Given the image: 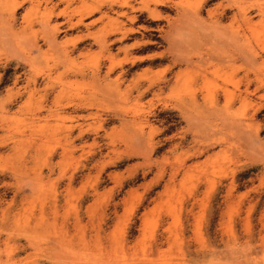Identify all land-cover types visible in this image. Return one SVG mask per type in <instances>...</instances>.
I'll return each instance as SVG.
<instances>
[{"label": "rangeland", "instance_id": "374dc122", "mask_svg": "<svg viewBox=\"0 0 264 264\" xmlns=\"http://www.w3.org/2000/svg\"><path fill=\"white\" fill-rule=\"evenodd\" d=\"M159 1L0 0V264H264V0Z\"/></svg>", "mask_w": 264, "mask_h": 264}, {"label": "crops", "instance_id": "0c3cea01", "mask_svg": "<svg viewBox=\"0 0 264 264\" xmlns=\"http://www.w3.org/2000/svg\"><path fill=\"white\" fill-rule=\"evenodd\" d=\"M22 6H24V4L22 5ZM137 16V15H136ZM96 16H94L93 18H95ZM92 18V17H91ZM90 20H92V19H88V20H86V22L85 23H87V22H89ZM56 22H62V20H57ZM159 22H157V23H153V25L152 24H149L148 26H150V27H154V25H156V24H158ZM147 26V25H145V24H142V23H140V22H138V23H133L132 24V27L135 29V32H133V33H129V34H127V38H128V41H127V43H133L134 41H136V40H139V39H141L142 38V32H143V30H141L140 28H137L138 26ZM145 31V30H144ZM112 40L114 41V39H116L117 38V36L116 35H112ZM150 45V44H149ZM136 48V47H135ZM146 48V44H142L141 46H138L137 48H136V53H134L133 54V56H135V57H140L141 59H138V60H136L135 62H137V63H143L144 62V64H142V67L143 66H146L147 65V63H151L152 61H157V62H160V60H162V58H163V55H166L167 56V54H165L164 53V50H166V46H164L163 45V47L162 48H158V49H150V50H145V51H142L143 49H145ZM139 50H141V52H138ZM161 53V54H160ZM146 55H151V56H149V57H146ZM144 57V58H143ZM167 61H170L171 63H172V57H170V58H166L165 59V61H163V62H160L159 64H167ZM156 68V67H155Z\"/></svg>", "mask_w": 264, "mask_h": 264}, {"label": "bare ground", "instance_id": "6f19581e", "mask_svg": "<svg viewBox=\"0 0 264 264\" xmlns=\"http://www.w3.org/2000/svg\"><path fill=\"white\" fill-rule=\"evenodd\" d=\"M208 1H211V0H199L198 1V3L195 5V6H193V14L195 15V16H198V12H199V10H200V7L201 6H203L204 5V3H207ZM232 2L228 5V8H229V10L230 9H232V10H234V13H233V15H234V17H236L238 14H242V18L244 19V21H249L250 20V16H249V13H250V10H252V9H250L249 10V8L248 7H246V6H248V5H245L244 4V2L242 1V2H240V0L238 1V0H231ZM161 4H164L165 3V0H161V1H159ZM228 2V1H227ZM246 2V1H245ZM219 5V4H218ZM258 10V13L260 14V15H264L263 14V10L258 6V7H256ZM227 10L228 9H223V11L221 12V17H225V15H226V13H227ZM253 10H256V9H253ZM208 13H210V12H208ZM151 14H152V18L153 19H158V18H160V14H159V12L158 11H156V10H154V12L153 11H151ZM247 24H248V22H246ZM245 23V24H246ZM262 50H264V47L262 48Z\"/></svg>", "mask_w": 264, "mask_h": 264}]
</instances>
